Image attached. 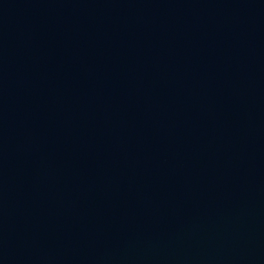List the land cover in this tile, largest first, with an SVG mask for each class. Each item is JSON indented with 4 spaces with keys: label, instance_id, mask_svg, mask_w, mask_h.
I'll list each match as a JSON object with an SVG mask.
<instances>
[{
    "label": "water",
    "instance_id": "95a60500",
    "mask_svg": "<svg viewBox=\"0 0 264 264\" xmlns=\"http://www.w3.org/2000/svg\"><path fill=\"white\" fill-rule=\"evenodd\" d=\"M0 264H264V0H0Z\"/></svg>",
    "mask_w": 264,
    "mask_h": 264
}]
</instances>
